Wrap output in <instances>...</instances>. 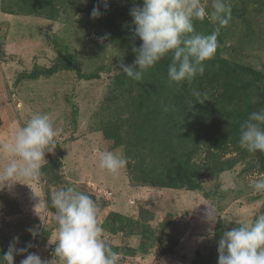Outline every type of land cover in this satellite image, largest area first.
Wrapping results in <instances>:
<instances>
[{
  "label": "rangeland",
  "instance_id": "374dc122",
  "mask_svg": "<svg viewBox=\"0 0 264 264\" xmlns=\"http://www.w3.org/2000/svg\"><path fill=\"white\" fill-rule=\"evenodd\" d=\"M201 3L212 10L211 0ZM229 3L232 19L220 30V54L264 75V0ZM97 6L101 16L93 18ZM104 10L101 0H0V146L13 143L17 130L37 112L50 114L62 129L43 163L58 157V168L0 189V256L18 237L16 248L27 251L16 255L14 264L29 253L63 264L55 254L58 226L49 201L59 188L74 186L97 203L103 240L119 254L117 264H218L223 233L238 227L237 220L250 222L264 212V192L250 186L264 174V161L259 151L231 145L222 159L234 164L212 173L200 149L193 161L197 173L205 174L194 189L141 183L126 166L117 178L101 169L103 151L132 160L123 141L136 127L131 119L137 102L131 101L139 97L136 83H125L120 68L133 64L135 53L116 26L103 23ZM199 21L204 29L216 27L207 17ZM140 143L138 156L150 149V142ZM10 159L0 148V171ZM4 182L0 178V187ZM206 205L214 206V223L205 216Z\"/></svg>",
  "mask_w": 264,
  "mask_h": 264
},
{
  "label": "clouds",
  "instance_id": "9594fccd",
  "mask_svg": "<svg viewBox=\"0 0 264 264\" xmlns=\"http://www.w3.org/2000/svg\"><path fill=\"white\" fill-rule=\"evenodd\" d=\"M81 2L86 3V0ZM101 2L107 9L108 0ZM210 7L211 11L206 10L201 0H143V6L131 8L135 26L132 39L139 38L142 44L133 45L135 60L131 65L121 63L122 72L139 81L143 72L171 53L173 59L168 68L171 81L190 82L196 75H202L204 62L212 59L217 51L221 28L232 19L229 0H211ZM91 16H101L98 6L93 8ZM206 17L216 27L211 34L202 35L195 31L193 21ZM137 66L139 70H135ZM61 132L50 114L34 113L27 124L17 130L13 143L0 146L11 157L0 171V178L5 181L0 189L21 179L38 180L43 175L45 154L54 151L55 138ZM239 144L250 153H264V108L250 113L241 125ZM126 164L127 160L114 152L100 153L99 167L114 178ZM250 186L256 192H264V174L252 179ZM51 204L56 209L58 226L55 254L63 264H117L119 254L103 240V228L98 220L100 210L93 198L74 186H67L51 195ZM206 206L205 216L214 223L217 220L214 206ZM236 224L238 227L225 231L218 241V264H264V212L250 222L237 220ZM29 231L36 235L33 229ZM18 242L19 238L14 237L7 252L0 256V264H14V257L27 251V248L17 249ZM20 264H51V261L29 253Z\"/></svg>",
  "mask_w": 264,
  "mask_h": 264
},
{
  "label": "trees",
  "instance_id": "16d2710c",
  "mask_svg": "<svg viewBox=\"0 0 264 264\" xmlns=\"http://www.w3.org/2000/svg\"><path fill=\"white\" fill-rule=\"evenodd\" d=\"M135 6H143V0H126L124 4L108 2L103 11V23L109 28L116 26L120 37L131 49L133 45L139 47L142 44L139 38L132 39L135 26L130 9ZM193 23L199 34L213 32V29H204L199 20ZM220 48L219 34L214 57L204 62V73L196 75L190 82L177 83L169 79L171 53L143 72L139 81L126 77L129 81L125 83L130 87V83H136L139 96L130 100L137 102V114L131 116L136 127L123 141L126 157L132 159V163L127 161L126 164L132 179L159 187L198 188L199 176L205 173H197L198 166L193 157L200 149L205 153L203 165L212 173L222 172L234 164L232 158L222 159V154L228 148L240 146L241 125L250 113L264 108V75L221 56ZM215 81L220 84L216 85ZM196 92L200 95H194ZM117 142H120L119 137ZM140 142H150L148 156H138ZM259 153L264 161V153ZM60 161L54 157L44 164L43 175L48 173L49 167L58 168Z\"/></svg>",
  "mask_w": 264,
  "mask_h": 264
},
{
  "label": "built area",
  "instance_id": "2783aa9c",
  "mask_svg": "<svg viewBox=\"0 0 264 264\" xmlns=\"http://www.w3.org/2000/svg\"><path fill=\"white\" fill-rule=\"evenodd\" d=\"M105 194H107V193H105ZM109 195V194H108Z\"/></svg>",
  "mask_w": 264,
  "mask_h": 264
}]
</instances>
